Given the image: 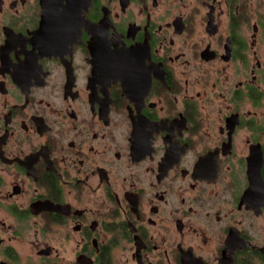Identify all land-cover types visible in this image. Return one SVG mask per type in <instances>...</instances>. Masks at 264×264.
<instances>
[{
    "label": "flooded vegetation",
    "instance_id": "1",
    "mask_svg": "<svg viewBox=\"0 0 264 264\" xmlns=\"http://www.w3.org/2000/svg\"><path fill=\"white\" fill-rule=\"evenodd\" d=\"M0 264H264V0H0Z\"/></svg>",
    "mask_w": 264,
    "mask_h": 264
}]
</instances>
